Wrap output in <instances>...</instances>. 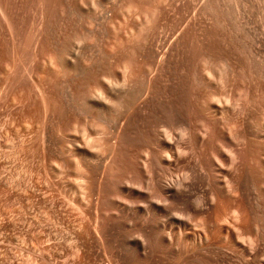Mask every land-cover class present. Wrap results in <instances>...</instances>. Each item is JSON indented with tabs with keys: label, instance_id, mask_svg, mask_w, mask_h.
<instances>
[{
	"label": "rangeland",
	"instance_id": "374dc122",
	"mask_svg": "<svg viewBox=\"0 0 264 264\" xmlns=\"http://www.w3.org/2000/svg\"><path fill=\"white\" fill-rule=\"evenodd\" d=\"M0 264H264V0H0Z\"/></svg>",
	"mask_w": 264,
	"mask_h": 264
}]
</instances>
